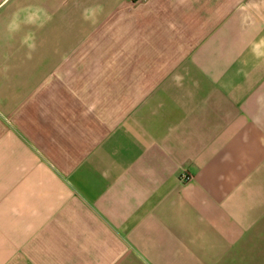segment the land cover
<instances>
[{
	"label": "crops",
	"instance_id": "1",
	"mask_svg": "<svg viewBox=\"0 0 264 264\" xmlns=\"http://www.w3.org/2000/svg\"><path fill=\"white\" fill-rule=\"evenodd\" d=\"M0 264H264V0H0Z\"/></svg>",
	"mask_w": 264,
	"mask_h": 264
}]
</instances>
